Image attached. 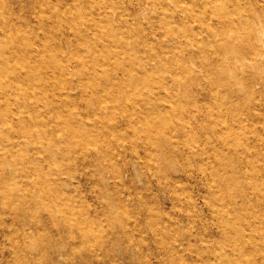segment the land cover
<instances>
[{"label":"rangeland","instance_id":"374dc122","mask_svg":"<svg viewBox=\"0 0 264 264\" xmlns=\"http://www.w3.org/2000/svg\"><path fill=\"white\" fill-rule=\"evenodd\" d=\"M99 1L53 3L91 18ZM106 4L117 38L153 45L159 57L146 66L165 80L157 103L174 100L172 108L128 126L132 109L118 100L101 109L114 98L92 92L114 64L79 50L83 19L68 26L34 0H0V18L14 12L16 33L34 50L17 64L37 61L46 72L63 61L74 88L62 103L51 76L36 81L32 100L46 111L19 115L29 133L8 129L0 109V264H264V87H248L254 74L264 82V68L236 61L235 51L223 65H202L188 54L194 23L176 18L170 33L147 0ZM255 12L264 30V0ZM3 31L2 48L11 44ZM183 57L191 73L180 70ZM72 66H84L83 77ZM118 87L135 103L146 93L124 79Z\"/></svg>","mask_w":264,"mask_h":264},{"label":"bare ground","instance_id":"6f19581e","mask_svg":"<svg viewBox=\"0 0 264 264\" xmlns=\"http://www.w3.org/2000/svg\"><path fill=\"white\" fill-rule=\"evenodd\" d=\"M34 1L41 10L47 6L52 15H64L68 26L73 25L74 19H83L87 32L78 30L76 34L79 42L83 44L79 50L92 61L101 59L103 62L112 61L114 64L104 77L103 85H97L92 90L93 94L104 91L106 96L110 95L114 98L105 101L101 109L113 111L114 105L111 102L120 101L122 111L130 109L133 111V115H128L126 122L128 126H132L134 116L145 114V116L155 117L162 111L171 110L174 100L167 104L157 103L161 95L160 88L165 85V80L155 72V69L146 66L150 59L156 60L159 57L153 56V45L145 42L142 37H134L130 40L117 38L113 32L114 27L108 14L106 0L98 2L104 9H100L95 14L92 12L94 15L91 18L77 11L76 5L73 7L74 11H64L59 5H54L53 0ZM147 3L154 6V13L157 8L162 9L165 17H168L163 21L164 27L170 33L175 32L176 18L180 26L190 22L195 24V29L188 32L187 43L190 50L188 54L198 56L202 65H223L229 60L228 54L235 51L238 55L236 61H242L256 69L264 68V30L256 28L258 13L255 12V7L258 5V0H147ZM170 10L172 12H169ZM5 15L3 19L0 18V25L4 29L2 36L8 37L11 44L0 47V109L4 110L1 120L9 122L8 129H11L13 133H29L30 123L20 122L19 115L28 111L38 113L41 110L46 111L43 106L37 104L35 99L32 100L39 92L35 90L37 87L34 83L51 76L54 79V85L59 88L54 98L65 103L66 98L70 97L71 91L74 90L71 85L73 73L69 72V65L64 64L63 61H58L59 66H51L50 71L46 72L40 71L44 66L37 61L34 64H17L18 57L23 56L29 59L35 54H33L34 50L24 44V39L20 38L19 33L15 31V26L11 23L14 12L6 11ZM4 26L7 28L5 29ZM2 42L3 40L0 39V43ZM44 48V52L50 49L48 46ZM140 48L144 49L145 55H139ZM55 50L56 53L59 52L58 48ZM123 60H126L128 64ZM179 61L182 64L179 66L180 70L188 73L193 71L189 66H184L185 57ZM83 63L86 64V61ZM173 65L174 62L170 60L167 67L175 69ZM72 67L74 74L83 77L84 66ZM54 68H59L60 73H57ZM132 71L135 73L133 74ZM123 79L128 83H137L141 91L146 92L139 98L141 103L127 99L124 90L118 87L119 83L123 84ZM248 87L250 93L256 94L260 92L257 90L258 87L259 89L264 87V82L260 76L258 78L254 74ZM21 90H23L22 93H20ZM20 94L23 98L22 103L19 100ZM96 101L101 103L98 99ZM62 131L68 132L69 129L64 128ZM255 191H258V188ZM258 202L261 203V201ZM228 227L234 229L236 226L228 224ZM252 264L255 263L252 262Z\"/></svg>","mask_w":264,"mask_h":264}]
</instances>
